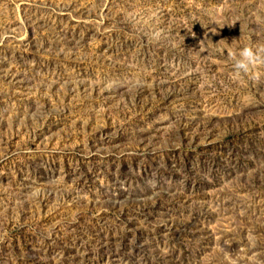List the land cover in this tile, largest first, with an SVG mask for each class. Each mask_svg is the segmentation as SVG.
<instances>
[{
    "label": "rangeland",
    "instance_id": "374dc122",
    "mask_svg": "<svg viewBox=\"0 0 264 264\" xmlns=\"http://www.w3.org/2000/svg\"><path fill=\"white\" fill-rule=\"evenodd\" d=\"M264 0H0V264H264Z\"/></svg>",
    "mask_w": 264,
    "mask_h": 264
},
{
    "label": "clouds",
    "instance_id": "9594fccd",
    "mask_svg": "<svg viewBox=\"0 0 264 264\" xmlns=\"http://www.w3.org/2000/svg\"><path fill=\"white\" fill-rule=\"evenodd\" d=\"M235 74H249L252 68L258 64H264V44L246 45L239 50L238 55L232 53Z\"/></svg>",
    "mask_w": 264,
    "mask_h": 264
}]
</instances>
